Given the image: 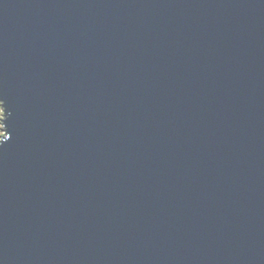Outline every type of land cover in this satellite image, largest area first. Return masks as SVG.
I'll use <instances>...</instances> for the list:
<instances>
[{"label": "water", "instance_id": "95a60500", "mask_svg": "<svg viewBox=\"0 0 264 264\" xmlns=\"http://www.w3.org/2000/svg\"><path fill=\"white\" fill-rule=\"evenodd\" d=\"M0 264H264V0H0Z\"/></svg>", "mask_w": 264, "mask_h": 264}, {"label": "trees", "instance_id": "16d2710c", "mask_svg": "<svg viewBox=\"0 0 264 264\" xmlns=\"http://www.w3.org/2000/svg\"><path fill=\"white\" fill-rule=\"evenodd\" d=\"M0 115H1V105H0ZM2 119L0 117V135H1V132H2Z\"/></svg>", "mask_w": 264, "mask_h": 264}, {"label": "rangeland", "instance_id": "374dc122", "mask_svg": "<svg viewBox=\"0 0 264 264\" xmlns=\"http://www.w3.org/2000/svg\"><path fill=\"white\" fill-rule=\"evenodd\" d=\"M2 116V107H1V115H0V117ZM1 134H2V132H1Z\"/></svg>", "mask_w": 264, "mask_h": 264}]
</instances>
